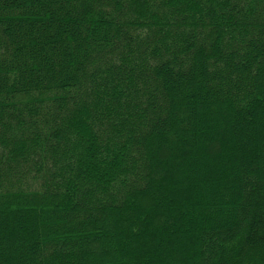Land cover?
Wrapping results in <instances>:
<instances>
[{
  "label": "trees",
  "instance_id": "trees-1",
  "mask_svg": "<svg viewBox=\"0 0 264 264\" xmlns=\"http://www.w3.org/2000/svg\"><path fill=\"white\" fill-rule=\"evenodd\" d=\"M0 264H264V0H0Z\"/></svg>",
  "mask_w": 264,
  "mask_h": 264
}]
</instances>
